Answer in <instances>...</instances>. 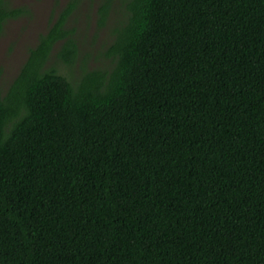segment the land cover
I'll return each instance as SVG.
<instances>
[{
  "label": "trees",
  "instance_id": "1",
  "mask_svg": "<svg viewBox=\"0 0 264 264\" xmlns=\"http://www.w3.org/2000/svg\"><path fill=\"white\" fill-rule=\"evenodd\" d=\"M119 1L107 67L45 66L70 0L0 95V264H264V0Z\"/></svg>",
  "mask_w": 264,
  "mask_h": 264
},
{
  "label": "rangeland",
  "instance_id": "2",
  "mask_svg": "<svg viewBox=\"0 0 264 264\" xmlns=\"http://www.w3.org/2000/svg\"><path fill=\"white\" fill-rule=\"evenodd\" d=\"M70 0H0V5L20 8L17 17L6 19L0 28V95L3 96L21 65L28 56L30 48L37 43ZM99 0H78L76 8L66 21L72 30L77 44V56L71 64H64L57 56L59 42L54 46L46 62V67H54L73 84L84 71L103 68L109 65L104 51L111 41L112 29L122 17L119 0H115L105 24L97 25V6Z\"/></svg>",
  "mask_w": 264,
  "mask_h": 264
}]
</instances>
